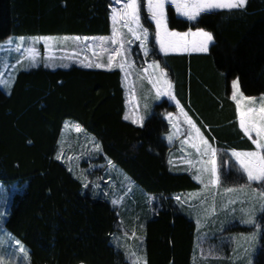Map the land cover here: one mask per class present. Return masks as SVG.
Listing matches in <instances>:
<instances>
[{
	"label": "trees",
	"instance_id": "16d2710c",
	"mask_svg": "<svg viewBox=\"0 0 264 264\" xmlns=\"http://www.w3.org/2000/svg\"><path fill=\"white\" fill-rule=\"evenodd\" d=\"M109 16L110 0H0V43L10 36H104L110 32ZM169 16L172 30L199 27L215 40L208 55L163 57L178 68L188 58L193 62V106L186 104V75L180 82V99L220 149L251 150L237 128L229 92L230 83L238 79L245 96L264 95V0H248L244 10L204 15L198 24L177 18L171 8ZM124 98L119 70L78 66L19 70L9 92L0 88V187L9 191L5 229L22 242L30 254L29 264H142L128 259L126 245L118 237V246L112 244L121 224L131 234L130 217L138 228L144 226V250L136 253L143 264H237L240 250L231 247L233 235L223 236L224 231L217 229V214L197 232L189 206L176 199L199 185L189 173L168 164L164 138L168 125L162 114L174 108L162 102L143 126H137L124 119ZM66 120L100 145L94 155L101 162L95 175L104 173L101 184L97 177L89 180V170L74 172L65 159H57L67 153L61 137ZM78 144L70 141L72 146ZM90 152L86 146L80 154ZM109 160L131 178L135 191L140 189L156 201L151 214L136 192L119 208L112 204L121 183L114 168L104 170ZM233 174L230 171L227 177ZM135 195L133 205L129 198ZM259 220L263 232L252 264H264V211ZM203 232L217 237L222 257H198ZM250 259L246 254L240 264H250Z\"/></svg>",
	"mask_w": 264,
	"mask_h": 264
},
{
	"label": "snow or ice",
	"instance_id": "6c2138e0",
	"mask_svg": "<svg viewBox=\"0 0 264 264\" xmlns=\"http://www.w3.org/2000/svg\"><path fill=\"white\" fill-rule=\"evenodd\" d=\"M248 0H114V3L120 5L119 8H112V33L110 37H101L97 43H87V41H96L95 37H84L86 42L85 47L88 49L99 48L103 52L108 53L107 63L102 62L93 63L89 60L84 63V67H96L106 68L111 70L114 67H119L120 71L125 73L127 77L128 72L126 69L131 67V62L128 59L131 54L129 49L126 48V44L132 41H139V47L147 56L149 54V39L151 33V25L154 24V40L155 45L159 46V52L164 55L170 52H201L207 53L210 45L215 43L214 36L211 32L205 31L203 28H197L195 31L189 30L185 32L174 31L170 28L172 20L169 16L170 8H174L178 17H183L188 22L199 23L200 19L204 15L213 14L218 11L232 10H244ZM170 6V7H169ZM146 11L147 16H143L142 13ZM150 21L151 24L145 23ZM126 29V32L124 31ZM131 36V40L128 37ZM80 37H75L74 40L79 42ZM44 41L45 51L51 46V37H39L34 38L31 44H28L21 38L18 42L9 40L8 45H14L16 52H26L29 55L26 57L31 67L38 66L39 63H44L45 67L50 66L51 62L59 59L61 61L71 59L72 56H76L77 53L73 52L70 55L65 56H44L41 60L39 50L36 45ZM67 37L63 42L66 43ZM109 42L112 45H119L116 48H109L107 45ZM61 42H58V44ZM2 47V46H0ZM95 54V53H94ZM153 54L154 48H153ZM119 58V59H118ZM87 59V57H86ZM18 61L17 63H20ZM60 66L68 67L66 63H62ZM13 68L16 65H12ZM150 69L154 70L153 78L149 80L155 90L156 97L166 96L169 100L176 103V108L180 113V117L183 118V122L188 126L187 139L182 141L184 144H189L194 148L196 154L201 157L196 163L199 167L193 174V179L204 186V189L215 188L221 183L222 170L217 167L218 150L211 146L208 139L202 134L201 130L193 122L191 117L185 112L180 102L176 99L172 93V82L168 79L167 72L161 67L160 62L153 60L148 65ZM158 73V75H155ZM233 93L232 100L236 104L237 120L240 130L244 136L255 145L253 151H236L232 150L230 153L231 158H234L236 165L239 166V171L243 176H246L247 183L240 185L239 190L244 191L246 188H251L252 184H259L264 187V97L260 98L259 106H255L256 98L245 96L239 88L238 79L233 81ZM172 113H168L166 119L172 124V127L176 130L177 134L182 132L179 123L172 122ZM125 120L128 116L124 117ZM145 117L138 116L131 122L137 126H143ZM76 130L79 132L81 129L77 126ZM168 140L171 143L173 136L169 135ZM97 151L100 150V145H95ZM57 159H61V155L57 156ZM71 159V157H69ZM169 163H172L170 160ZM191 164V161H189ZM109 166L112 165V161H108ZM224 164L231 167L229 161L225 160ZM71 170V169H70ZM88 187L87 184L84 185ZM235 188H226L225 191L232 193L236 191ZM254 196L253 201L258 198L260 201H264V191L257 192V189L251 188ZM107 195V193H106ZM179 201V197H176ZM113 205L119 203L117 199H113ZM260 208L264 211V203L260 204ZM255 205L251 211L245 213L247 219L244 221L247 224L255 225L256 219L254 215ZM4 213H0V219H2ZM6 223V221H5ZM3 229H0L2 231ZM15 240L19 251L27 258L30 254L21 241L14 236L10 237ZM2 245V241H0ZM6 257H0V264H4ZM146 264V261H145Z\"/></svg>",
	"mask_w": 264,
	"mask_h": 264
},
{
	"label": "rangeland",
	"instance_id": "374dc122",
	"mask_svg": "<svg viewBox=\"0 0 264 264\" xmlns=\"http://www.w3.org/2000/svg\"><path fill=\"white\" fill-rule=\"evenodd\" d=\"M119 8L120 5L117 3H114V0H110V32L107 35L104 36H91L95 37L96 41L89 40L87 43H97L101 37H110L112 33V28H113V23H112V8ZM170 7V6H169ZM174 10V13L177 18L184 19L183 17H178L175 9L171 8ZM146 16L147 13L146 11L143 12ZM150 24L151 22L148 21ZM151 35L149 39V54L146 56L144 52L141 50L139 47V41H132L129 44H126V48L129 49L130 55L128 59L131 62V67L129 69H126L128 72L127 77L125 76V73L121 72L119 67H114L111 70H119L121 74V81L122 85L124 88V96H125V109H126V114L125 116H128V119L126 121L131 122L133 120V114H132V88L134 87L135 84H133L134 76L135 73L137 72V84L141 83V78L139 76L140 73L143 74L145 79L149 82L151 78H153L154 75V70L150 69L148 67L149 64L153 62V60H156L160 62L161 67L167 72L168 74V79L171 80L172 82V93L175 95L176 99L180 102L181 95L183 92L180 90L181 87H183L180 82L181 79H183L184 75H186L185 80H186V104L189 107V104L193 106V101L195 99V94L194 91L191 89L193 82V78L195 77V70L193 67V62L188 58V60L185 62V65L183 68H178L176 65H172V63L168 62L167 60H164L163 57L161 58L160 55H164L163 53L159 52V46L155 45V40H154V31H155V26L154 24L151 25ZM126 32V29L124 30ZM195 31V30H193ZM39 37H51L53 38L52 41H50V47L48 48L47 51L44 49V41L41 40L39 44L36 45V48L39 50L40 53V58L41 60L43 59L44 56H65V55H70L73 52H76V56H72L71 59L61 61L59 59L51 62L50 66L45 67L44 63H39L38 66L36 67H31L30 63L27 61L26 57L29 55L26 52H16L14 50V45H8L7 42L9 40H13L18 42L21 38L28 44H31L34 38H39ZM67 37L68 40L66 43L63 42L64 38ZM75 37H80V36H40V35H33V36H10L4 41L0 43V88L4 92H9L11 84L13 82V79L15 78L16 73L19 70H27V69H33V68H39V67H45L49 69H68L72 66H78L82 68H96V67H84L82 66L84 63H87L89 60H91L93 63L95 62H102L104 64L107 63V56L108 53L103 52L101 49L96 48V49H88L85 47L86 42L84 41V37H80V41L77 42L74 40ZM90 37V38H91ZM129 40H131V36L128 37ZM58 42H61L58 44ZM119 45H112L110 42L107 45L109 48H116ZM153 48L155 54H153ZM95 53V54H94ZM186 55L188 52H170L169 54H182ZM190 54V52H189ZM168 55V54H167ZM87 57V59H86ZM186 57H189L186 56ZM119 59V58H118ZM18 61H21L20 63H17ZM62 63H66L68 67H63L60 66ZM12 65H16L15 68L12 67ZM141 65L142 71L139 72L138 66ZM100 70H107L106 68H96ZM137 70V71H136ZM155 75H158V73H155ZM235 81V80H234ZM151 84V83H150ZM233 81L230 83V93H229V98L232 100V93H233ZM152 86V84H151ZM153 88V87H152ZM154 93L155 90L153 89ZM155 95V94H154ZM264 97V95L255 97L256 98V104L255 106H259L260 98ZM156 98V97H155ZM169 100V99H168ZM162 102V101H160ZM170 102V101H169ZM174 102V101H172ZM234 102V101H233ZM235 103V102H234ZM236 105V104H235ZM236 124L237 128H239L238 120H237V112H236ZM78 124L71 120H66L63 125L61 137L63 138L67 132H72L73 134L80 135V145L83 147H88L91 149V152L87 154L86 156H81L80 153L75 154L74 152L71 153H66V155H63L61 157L62 159H65L70 166L69 168L75 172L79 171L81 173V170H89V173L92 174L90 176L91 179L90 181H96L98 178V181L100 183L101 179H104V173H97L98 175L96 176L95 173L100 169L101 162L96 160L97 156L94 154L97 152L95 145H97V141L92 135L87 134L84 132L82 128L81 131H77ZM202 134L206 136L204 130L199 126ZM236 128V129H237ZM181 129L183 133L186 135L188 126L186 124L181 126ZM208 131V130H207ZM241 131V130H240ZM242 132V131H241ZM243 134V132H242ZM87 135V139L85 141V136ZM244 135V134H243ZM90 137V138H88ZM246 137V136H245ZM248 139V137H246ZM187 139V135H186ZM249 140V139H248ZM251 142V140H249ZM252 143V142H251ZM70 144V143H69ZM67 144V145H69ZM253 144V143H252ZM212 146V145H211ZM255 150V145L253 144ZM213 147V146H212ZM232 150L236 151H253V150H244L241 148H221L218 150V158H217V167L218 169L222 170L221 172V183L217 185L215 188H208L207 190L204 189V186L200 183H198L196 180V183L199 184V189H196L194 191L190 192H185L181 194L182 200L184 202H187L184 200L186 195H190V197L187 198L189 201H192L194 203H190L189 205V212L192 215V218L197 224V232L200 229V218L201 217H206L210 215H215L217 214V218L220 220V223L217 227V229H220L221 231H224L223 236H229L233 235L234 240H239L240 243L247 244V256L248 258H254L255 255L257 254V249L259 248V243H260V238L263 232V225L261 221L259 220V215L263 212L260 208V204L264 203V201H260L258 198H256L253 201V192L251 188L257 189V192H262L264 191V187H262L259 184L253 183L251 188H246L244 191H240V185L246 184L247 183V178L246 176H243L242 173L239 171V166L236 165L234 158H231L230 153ZM85 153H87L85 151ZM62 156V155H61ZM71 157V159H69ZM200 158V156L196 157L193 159L190 166L199 167V165L196 163ZM227 160L229 161L231 167L228 165L224 164V161ZM189 162V160H188ZM113 165V164H112ZM113 168L115 169L114 172H117V175L124 180V185L128 184L129 186L133 184L131 178L125 174L120 168L116 167L115 165L109 166L108 162L105 164L104 170H108V172L113 171ZM233 171L235 173L234 176L232 177H227L229 172ZM84 173V172H82ZM107 173V172H106ZM84 174L80 175L83 176ZM227 178H226V177ZM97 177V178H96ZM193 177V175H192ZM232 180V182H236L237 184H240L242 181V184L240 185H232V183L229 180ZM132 183V184H131ZM101 184V183H100ZM123 185V184H122ZM122 186V188H119L120 194L118 196H114V199H117L119 201L116 206H120V203L124 201L125 197L130 195V190H128L127 187ZM235 188L237 189L236 191L232 193H228L225 191L226 188ZM144 197H148V194L145 192H142L140 189H138ZM212 192V195L208 198L209 200H203V196L206 193ZM116 195V190L114 191ZM0 213H4V216L2 219H0V229H3L0 231V241H2V245H0V257H6L4 260V264H29V257L24 258V255L19 251V248L17 247L15 240L11 239L12 237L10 233L5 229L4 227V217H5V211L8 207L7 205V196L9 194L8 189L1 188L0 187ZM6 195V197H5ZM126 195V196H125ZM195 204V205H194ZM210 204L211 206H208ZM255 205V219H256V224L255 225H250L245 223L244 221L247 219L245 213L248 211H251L253 209V206ZM119 208V207H118ZM131 215L130 212L128 213L127 217ZM132 220V218L130 217ZM241 229V230H240ZM121 232V231H120ZM119 233V232H117ZM115 234L112 237V244L114 246H118V234ZM129 238V237H128ZM216 236H209L207 233L203 232V236L198 238L199 242H202L203 244H200V247H209V244H214L216 240ZM137 239V238H136ZM123 243V242H121ZM237 247V246H236ZM126 249V252L128 254V259L134 263L135 262V256H131V251L128 245L123 247ZM233 250H236V248H233ZM259 250V249H258ZM204 255V254H203ZM207 256V255H206Z\"/></svg>",
	"mask_w": 264,
	"mask_h": 264
},
{
	"label": "crops",
	"instance_id": "0c3cea01",
	"mask_svg": "<svg viewBox=\"0 0 264 264\" xmlns=\"http://www.w3.org/2000/svg\"><path fill=\"white\" fill-rule=\"evenodd\" d=\"M210 47H211V45H210ZM210 47H209V49H210ZM208 53H209V51L207 53L190 52V54L188 52V53H186V55H184V53H182V54H168V55H160V56L161 57L175 56V57L178 58V57H183V56L186 57L188 55L189 56H198V55L203 56V55H208ZM137 70L139 72L142 71L141 65L138 66V69ZM139 76H140V78L142 80L140 84H137V72L135 73L134 80H133V84H135L134 87L132 88V114H133V119L136 118V117H138V116H143V117H145V119H144V122H145L148 119V117L151 114L154 113L155 106L161 104L162 102H165L167 105L172 106L174 108L173 112L165 111L162 114L164 120L167 122V125H168V130H167V132L165 133V136H164L165 141H166V144L169 147L168 164H169V166H171L172 169H174V170L177 169V170H181V171L187 172V173H189L192 176L194 174L196 168L194 166L191 167L190 164H189V162H188V160L189 161H192L198 155L196 154L195 149L192 148V147H190L189 144L182 143V141H184L186 139V135L183 133V131L180 134H177L176 133V130L172 127V124H170L169 123V120L166 119L167 114L168 113H172L173 114V116H172V122L173 123H179L180 128H181L182 125L185 124L183 122V118L180 117V113H179V111L176 108V103L175 102H172L171 100H168V97H166V96H162V97L157 98L156 97V94L153 91V88H152L151 84L145 79V77L143 76V74L140 73ZM121 83H122V81H121ZM122 87H123V85H122ZM123 90H124V88H123ZM160 101H162V102H160ZM180 104L184 108L185 112H187V114L189 115V117H191V119L193 120V122L198 127V123H197L196 119L193 117V115L189 111L188 107L182 102L181 99H180ZM234 105H235V103H234ZM235 111H236V105H235ZM125 114H126V109H125V101H124V115ZM144 122H143V124H144ZM169 135H172L173 136V140H172L171 143L168 140V136ZM85 138H87V137L85 136ZM205 138L208 139L209 143L214 148H216L217 150H220V148L214 142H212L207 137H205ZM63 139H64V141H63L64 144L63 145H66V148H64L63 151L66 150V152H68V153L74 152L75 154L82 153L84 151V148L85 147H83V146L80 145V135L73 134L72 132L69 131V132H67L65 134V136L63 137ZM73 139H75L77 142H79V144L76 145V146L75 145L74 146L70 145L69 143H70V141L72 142ZM86 140L87 139H85V141ZM67 144H69V145H67ZM251 145H252V149L251 150H253L254 149V146H253L252 143H251ZM74 149H77V150L74 151ZM170 160L172 161V163H169ZM192 162H194V161H192ZM81 171H83V170H81ZM116 181H118V182L121 183V185H120L119 188H122V186L125 183L124 180H122L118 176L117 179H116ZM124 186L127 187L128 190L131 189L130 193L134 192V194H135V192H136L137 193V196H139V194L142 195V193L140 191H138V190L135 191V188L136 187L133 184L130 185V186L128 184H125ZM199 188L200 187H198L197 189H199ZM118 193H119L118 195H121L120 194V191H118ZM211 195H212V192L206 193L203 196L202 199L203 200H209L208 198ZM137 196L136 197H133V198H129V203L135 205V203L138 200ZM187 196L189 198L190 195H186V197L184 198V200L187 201V202H184L182 200V197L181 196H179V200L181 202H183V205H185V206L186 205L191 206L189 204L192 201H189V199L187 198ZM127 197H128V195L125 197L124 201H122V203H120V205H123V203L127 202V200H128ZM141 197H143L144 203L147 206L146 209L151 214L154 211V204H155L156 201L153 198H151V197H144L143 195ZM192 203H194V202H192ZM211 219H212V215L207 216V217H203V221H202V223H200L201 229L204 228L205 226H208L209 222L211 223ZM129 220H130V218H129ZM130 221L134 224V226L131 229L132 230L131 231V234L128 233L125 230V229H127L125 227V225L121 224V229H120L121 233L118 234V239H119V242L120 243L123 242L125 245H129V248H130V251H131L130 254L132 256V255H136V253H138V252H143V250H144V243H143V234H144L143 233V230H144V226H143V224H140V226L138 228L136 226V224H135V221H132V220H130ZM123 223H124V221H123ZM137 231H139V235H137V233H136ZM135 236L138 238L137 239V243L134 242ZM198 243H199V246H198V249H197V255H198V257H200L202 259L203 258H212V257L213 258L222 257V253L224 254V252H222V250L219 249L220 248V243H219V245H217L216 243H214V244L208 243L209 244V247H204V248H202L203 246L200 247V244H203L202 242H199L198 241ZM230 243H231V247L232 248H233V245H235V246H238V248L240 250V252L238 253V259L239 260L238 261L236 260V263L237 264H240V261L242 260L243 256H245L247 254V252H246L247 244L240 243L239 240L238 241L236 239L234 240V238H232V242H230ZM203 245H205V244H203ZM218 246H219V248H218ZM138 262L143 264V261H141L140 258H138V256L136 255L135 256V262L134 263H138ZM252 262L253 261H252V258H251L250 259V264H252Z\"/></svg>",
	"mask_w": 264,
	"mask_h": 264
}]
</instances>
